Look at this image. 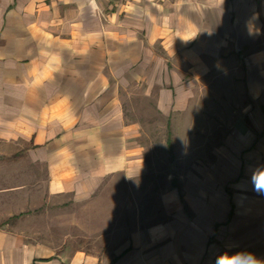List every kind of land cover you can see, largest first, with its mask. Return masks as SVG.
Returning <instances> with one entry per match:
<instances>
[{"label":"crops","instance_id":"1","mask_svg":"<svg viewBox=\"0 0 264 264\" xmlns=\"http://www.w3.org/2000/svg\"><path fill=\"white\" fill-rule=\"evenodd\" d=\"M202 91L234 105L224 136L163 193V221L97 246L92 201L146 167L134 93L170 118ZM262 173L264 0H0V264H264ZM39 180L82 234L10 228Z\"/></svg>","mask_w":264,"mask_h":264},{"label":"rangeland","instance_id":"2","mask_svg":"<svg viewBox=\"0 0 264 264\" xmlns=\"http://www.w3.org/2000/svg\"><path fill=\"white\" fill-rule=\"evenodd\" d=\"M138 93H134V113L129 117L142 124L146 167L141 175L129 179L118 177L106 183L92 201L96 203V211L86 213H96L97 224H100L96 226V242L100 241L96 245L101 248L114 240L119 244L137 227L150 226L165 219L163 193L178 186V173L187 171L194 157L203 155L208 149L204 143L206 139L213 144L219 142L225 133L223 125L230 122L233 115L225 114L229 106L234 107L232 102L202 91L185 112L166 118L156 113L152 100H145ZM38 174L42 175V172L38 171ZM2 177L0 188L13 184ZM38 191V209L29 214L30 217L24 213L10 217V228L57 240L66 234H82L76 227L61 225L60 215L66 208L42 202L40 180ZM8 202H11L9 198L0 200V207ZM67 209L76 212L70 206ZM87 218L93 219V215H86Z\"/></svg>","mask_w":264,"mask_h":264},{"label":"clouds","instance_id":"3","mask_svg":"<svg viewBox=\"0 0 264 264\" xmlns=\"http://www.w3.org/2000/svg\"><path fill=\"white\" fill-rule=\"evenodd\" d=\"M259 183H260L261 185H264V173H262V174L260 175V177H259Z\"/></svg>","mask_w":264,"mask_h":264},{"label":"trees","instance_id":"4","mask_svg":"<svg viewBox=\"0 0 264 264\" xmlns=\"http://www.w3.org/2000/svg\"><path fill=\"white\" fill-rule=\"evenodd\" d=\"M168 143V146L170 147V144H169V142H167Z\"/></svg>","mask_w":264,"mask_h":264}]
</instances>
